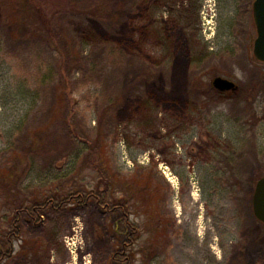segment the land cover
Returning <instances> with one entry per match:
<instances>
[{
	"label": "rangeland",
	"instance_id": "rangeland-1",
	"mask_svg": "<svg viewBox=\"0 0 264 264\" xmlns=\"http://www.w3.org/2000/svg\"><path fill=\"white\" fill-rule=\"evenodd\" d=\"M45 1L42 11L0 0V227L20 205L107 188L139 227L130 264H264L253 210L264 176L254 0H99L101 10ZM91 54L106 56L94 81L79 69ZM217 76L238 91L222 95ZM42 216L39 231L21 214L24 235L61 228V241L93 250L77 264H115L128 240L115 228L120 208L94 199Z\"/></svg>",
	"mask_w": 264,
	"mask_h": 264
},
{
	"label": "trees",
	"instance_id": "trees-1",
	"mask_svg": "<svg viewBox=\"0 0 264 264\" xmlns=\"http://www.w3.org/2000/svg\"><path fill=\"white\" fill-rule=\"evenodd\" d=\"M37 1V8H42V11H46V7L45 6L47 3L45 0H35ZM81 5L84 7L86 6V8L88 7L89 9L91 8H95V6H99L100 5V1L99 0H91L90 2L88 0H83L81 2ZM102 6V4H101ZM101 6H99V10H101ZM45 9V10H44ZM117 10H115L116 12ZM115 20V19H114ZM13 21H15L13 19ZM106 22H108L107 20H105ZM111 22H114L112 20H109ZM104 22V23H106ZM8 25L11 26L12 25V21H10L8 19ZM26 29H30L29 25L26 24ZM13 26L11 27L12 31H13ZM61 30L63 31V27L61 28ZM10 35V34H9ZM13 39H16V34L11 35V41ZM102 46V45H100ZM99 45H97V48L100 49ZM104 48V47H102ZM95 50V49H94ZM69 53L74 56L75 53L73 51V47H69ZM103 53V52H102ZM93 55L91 54L90 56H85L84 60L87 63V67L84 69L83 66L79 67L80 72L81 71H86L87 73H89L88 75V80L94 81L98 78V76L96 75V71H93L92 65L96 64V60L99 59L102 62H104V60L106 59L103 56H101L100 58H98V54H95L94 56H96V58L92 57ZM104 57V58H103ZM92 63V64H91ZM84 82V81H83ZM79 83V82H78ZM73 132L68 133V139H70L74 144H78V140L75 136H72ZM91 199H94L95 202L100 205L101 207L108 209V211H113L115 208H120V210L124 213V216L122 218V222L119 224L118 222L115 224V228L116 230L120 233V234H125L126 232H128V240L124 245V249L122 250H117L113 255H112V260L115 262V264H120V263H129V255H127L126 250L128 249V247L130 245H132V243L135 240V234L139 231V227L137 225H135L130 219H129V212L126 209V204L125 203H113L111 201L110 195H109V191L107 188H99L97 190H92L89 193H84L81 192L79 190H76L75 192H71L68 194H51L48 195L46 200L43 201H36V202H31L28 205H20L18 206L15 210L12 211V220H6L7 222H4L3 225L0 227V233H1V237H0V260L6 258V257H10L13 249H14V239L19 238L20 236V226H19V218L21 216L22 213H25L27 215V217L29 218L30 222L38 224L41 223L43 221V216H42V210L46 207H50L52 209L55 210H61L62 207H64L65 205H67V203H76L78 205H85L87 204ZM121 226V227H120ZM6 229V231H5ZM132 230V231H131Z\"/></svg>",
	"mask_w": 264,
	"mask_h": 264
},
{
	"label": "flooded vegetation",
	"instance_id": "flooded-vegetation-1",
	"mask_svg": "<svg viewBox=\"0 0 264 264\" xmlns=\"http://www.w3.org/2000/svg\"><path fill=\"white\" fill-rule=\"evenodd\" d=\"M12 26L13 25H11L10 27ZM12 33L15 32L14 30L12 31L11 29L9 31L10 38ZM15 40L16 39H14V41ZM238 89L235 91H238ZM232 90L233 89L221 91V92L222 95H225L226 92H230ZM41 224L42 222L38 224L32 222L30 223L33 229H39V231L42 229ZM19 226L21 229L20 236L19 238L14 239L13 252L10 257H6L0 260V264H6L8 263V260L11 261V264H34L35 263L34 260L40 258L44 260V264H77V262L75 261L76 258L75 254L83 258L93 253V250L90 247L76 245L75 240H73V237L69 241L67 239H62L64 241H61V237H60L61 232L59 233V230L61 228L57 232L56 231L54 232V235L56 236L54 238L45 237L44 239L43 238L33 239L31 237L24 235L23 226L20 225V223ZM75 228L76 226L70 227V230H75ZM55 230H57V228ZM71 233L74 234L73 232ZM0 237H1V233H0ZM111 259H112V255H111ZM112 262L115 263L113 260ZM95 264L98 263L96 262ZM106 264L108 263L106 262Z\"/></svg>",
	"mask_w": 264,
	"mask_h": 264
},
{
	"label": "water",
	"instance_id": "water-1",
	"mask_svg": "<svg viewBox=\"0 0 264 264\" xmlns=\"http://www.w3.org/2000/svg\"><path fill=\"white\" fill-rule=\"evenodd\" d=\"M253 25L256 29V38L253 44V55L258 61L264 62V0H254L252 6ZM213 85L220 91L237 90L239 86L230 79L217 76ZM254 214L264 223V176L256 183L253 195Z\"/></svg>",
	"mask_w": 264,
	"mask_h": 264
}]
</instances>
